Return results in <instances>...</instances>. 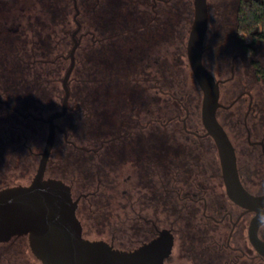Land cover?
<instances>
[{
	"label": "flooded vegetation",
	"instance_id": "flooded-vegetation-1",
	"mask_svg": "<svg viewBox=\"0 0 264 264\" xmlns=\"http://www.w3.org/2000/svg\"><path fill=\"white\" fill-rule=\"evenodd\" d=\"M181 1L71 0L73 7L71 20L74 29L68 30L64 39L68 41L67 44L70 43L69 50L65 52L64 47L62 49L63 54L61 53L58 58L67 63V68L69 67V53L74 38L77 46L73 53V69L67 81L69 95L66 113L69 109L70 99L69 82L74 68L78 66L80 48H86V40L91 41L93 45L91 47L92 52H89V59L94 60L95 58L93 28L95 26L96 5L101 3L105 5V9L109 10L107 21H112L110 29H113L112 26L116 25L117 20L120 19V23L117 24L122 26L121 30L126 40H129V36L132 37L130 40H134L138 35V56L134 64L139 69L136 80L142 84L139 96L142 100L150 99L153 104V113L150 114L153 118L148 119L150 123L143 125L147 130L152 128L153 133L150 135V140L145 141L142 138L144 132H141L138 139L124 141V146L133 149L132 152L137 155L135 157L138 160L136 170L133 168V164L125 163V161L122 172L126 171L127 174L130 171L131 173L124 176L121 181L113 183L116 187V193L120 188V209L125 214L126 221L130 217V213L137 211L139 225L141 230L145 232H143L142 239H139L137 247L151 241L161 230H168L172 235V248L170 255L164 260V264H264V257L259 254L256 244L259 242L264 245V221L257 226L255 234L250 236L249 228L252 220L257 216V212L241 207L227 196L215 145L212 139L205 134L201 120L200 132L188 126L190 115L188 108H184L183 116L174 115V118H177L179 122L174 126L179 128L184 135V139L179 141L183 144L179 151L188 156H183V160L179 162H171L174 166L163 169L161 166V104L162 100H168L171 95V91L167 92L166 89H162L161 83L163 78V82L169 83L168 87L172 89L174 72V64L170 67L169 76L161 69L162 44L170 41L176 43V38L182 39V37L177 36L176 25L169 24L168 28L162 30L161 21L165 16V11L168 12L165 6H170L174 10L173 13H176V6ZM61 2L64 3V0ZM238 2L239 0H234V22L230 23L233 28L230 30V27H225L223 30V32L230 30L231 38H237L241 34L235 27L237 25L235 17ZM132 4L135 5L130 6ZM87 5L89 8L82 10V7ZM82 11L87 16H82ZM129 17L138 18L142 27L130 32ZM86 18L89 19V29L85 26L84 20ZM76 29L78 30L72 38V33ZM5 30L10 31L11 29ZM162 31H164L163 35L161 34ZM255 34L256 32L248 34L251 38L249 43H243L242 38H240L237 42V48L234 49L238 52L230 54L229 41L231 38H226L223 33L222 39H219L220 44L215 49L214 64L217 62L215 70L213 67H204L212 76H217L216 79L213 77L218 82V103L220 106L217 108L215 116L233 148L239 184L252 197L263 199L264 78L258 75V71L260 68H264V40H255ZM206 35L207 31L203 41L202 60L203 56H206L207 48L212 46L210 43H208V47L204 44ZM244 35L242 33V36ZM162 36H164L163 41ZM242 46L248 48L244 49ZM117 47L111 49V56L107 61L109 68L117 65L123 67L129 64L128 59L123 56L124 50ZM127 50L125 53L129 52L130 48ZM176 53L177 50L174 49L175 56ZM256 56L259 58H255ZM208 57L209 55L206 57V64L211 63ZM67 68L64 70L63 76ZM63 76L58 80L62 92L59 110L64 96L61 86ZM0 106L16 113V110L1 100V96ZM34 118L40 119L41 117ZM28 119L41 122L32 118ZM58 120L54 122L57 126L54 140L56 134L61 131L57 124ZM44 125L47 129V125ZM168 126L170 129L172 128V125L168 124ZM147 144H151V148L150 146L146 147ZM27 149L31 155L34 154L32 147H27ZM35 155L40 158V153ZM145 158L151 159V164L149 160L146 163ZM145 164L147 165L145 166ZM64 183L70 187L72 199H78L75 215L80 222L77 209L83 201L88 199L87 197L91 196L92 192L74 195L71 185ZM110 191L113 192V190ZM148 193L153 196L151 206L145 201V196ZM260 210L264 214V204L260 206ZM262 217L264 219V215ZM146 233L149 236L145 237ZM25 240L27 242L26 237H13L7 242H0V259L1 256L5 258L22 256L21 254L24 253L22 244ZM174 251L175 255L173 256Z\"/></svg>",
	"mask_w": 264,
	"mask_h": 264
},
{
	"label": "trees",
	"instance_id": "trees-1",
	"mask_svg": "<svg viewBox=\"0 0 264 264\" xmlns=\"http://www.w3.org/2000/svg\"><path fill=\"white\" fill-rule=\"evenodd\" d=\"M61 1L46 0V3H42L43 18L42 21H38L37 18L32 22L31 39L21 38L28 30L27 27L25 30L17 29L16 32L3 30L4 33L0 36L1 100L21 114L29 113L34 117L46 118L60 108L62 92L57 83L60 73L67 67H64L66 63L58 58L61 53L63 54L62 49L65 47L66 52L70 46V43L67 44L68 41L64 40L69 30L70 2ZM83 8L88 9L89 6L82 7V10ZM105 8L104 4L96 5L93 28L94 60L89 59V52H92L93 47L91 41L86 40V48H80L78 66L74 68L69 82V109L57 121L61 131L56 134L45 172L50 178L70 184L74 195L92 192L91 196L78 207V217L82 218L84 212L96 220L109 221L108 225L113 228L110 238L116 239L115 233L122 232L120 225L126 218L124 214L123 218L119 220L116 218L111 222L112 217L118 216L112 214L116 211L117 196L113 183L120 181L125 161L133 164L135 170L138 161L135 158L136 153L124 146V141L138 139L141 132H144L142 138L145 141L150 140L152 128L147 130L143 125L150 123L148 119L153 118L150 115L153 113V104L150 99L142 100L139 96L142 84L136 80L139 69L134 64L138 56V35L134 40H130L131 36L126 40L121 30L122 26L117 24L120 23V19L112 26L113 29H110L112 21H107L109 10ZM165 9H168V12L165 11L161 21L162 30L168 28L169 24H177V15L173 13V8L166 5ZM83 13L84 11L82 16H87ZM84 21L89 29V19L86 18ZM235 22L237 24L235 27L240 32L248 34L256 32L255 40H264V0H239ZM140 25L138 18L129 17L130 32L141 28ZM163 33L164 31L161 32L162 35ZM163 38L164 36L162 41ZM116 46L124 50L123 56L128 59L129 64L109 68L107 61L111 56V49ZM127 48H130V51L125 53ZM82 51L85 53L82 54ZM162 54L164 55V52ZM178 56L180 58V54ZM161 64L162 71L169 76L170 67L173 65L165 59ZM258 75L264 78V68L259 69ZM163 81L162 78V89L171 91V95L168 100H162L161 104L162 169L174 166L171 162H179L187 155L179 151L183 145L179 141L184 139V135L174 126L179 124L174 117L183 116L181 114H184V108H187L181 100V88L174 80L172 89L168 87L169 83ZM168 124L172 125L171 129ZM44 128L46 126L43 122L24 119L0 106V160L11 159L17 162L34 156L36 153L33 152L31 155L28 152L27 147L31 148L28 141L33 138V131L37 132L36 137L42 141ZM147 146L151 148V144ZM147 160L151 164V159L145 158L146 163ZM0 164L5 165L2 161ZM145 197L146 203L151 206L152 194L148 193ZM120 204L117 206L119 209ZM131 214L132 217H128L127 221L131 220L135 224L137 232L134 239H142L144 230H141L139 225L137 211ZM147 236L149 235L146 233L145 237ZM2 259L3 256L0 259L1 264Z\"/></svg>",
	"mask_w": 264,
	"mask_h": 264
},
{
	"label": "water",
	"instance_id": "water-1",
	"mask_svg": "<svg viewBox=\"0 0 264 264\" xmlns=\"http://www.w3.org/2000/svg\"><path fill=\"white\" fill-rule=\"evenodd\" d=\"M207 25V0H192V19L185 56L202 96L200 120L205 134L215 145L227 196L241 207L257 212L249 228L251 236L264 221V214L260 210L264 198L252 197L239 184L233 148L216 120L215 113L220 106L218 82L202 63ZM77 30L73 31L72 38ZM76 46L77 42L73 38L70 64L61 81L64 92L61 109L45 119L21 115L16 111L24 119L32 118L46 124L47 134L31 182L25 186L0 190V242H7L13 237H26L31 254L40 264H164L172 248V235L168 230H161L151 241L131 251L115 249L104 241L87 240L82 236V228L75 215L78 199H72L70 187L61 180L45 177L57 129L54 122L62 118L67 110V81L73 69ZM256 244L259 254L264 257V245L259 242Z\"/></svg>",
	"mask_w": 264,
	"mask_h": 264
},
{
	"label": "rangeland",
	"instance_id": "rangeland-1",
	"mask_svg": "<svg viewBox=\"0 0 264 264\" xmlns=\"http://www.w3.org/2000/svg\"><path fill=\"white\" fill-rule=\"evenodd\" d=\"M46 0H0V36L4 33L3 30L11 29V32H16L17 29H23L27 27L28 30L21 36V38H30L31 39V28L32 22L38 18V21H42L43 11L41 10L43 7V2ZM70 2V13L68 16V28L69 31L74 29L73 22L71 20L73 15V7L71 0H67ZM46 3V2H45ZM234 0H207V12H208V26H207V35L205 40V45L208 47V43L212 44V48H207L206 56H203V65L210 68L213 67L215 70L217 66V62L214 64L215 59V49L219 46V39H222V34H225L226 38H231L232 33H230L231 28L233 26L230 24L234 22ZM162 7V5H161ZM176 15H177V24H176V32L178 37H182V39L176 38V43L173 41L166 42L162 44V54L161 62L163 63L164 59L169 64H176V70L173 72V80L176 85H179L181 88V100L183 104L189 108L190 115L188 118V126L195 130L201 131L200 124V103H201V92L198 89L189 67L187 65V60L185 57V45L186 39L189 32V27L192 19V0H182L176 6ZM47 17V15L45 14ZM31 26V27H30ZM225 27H230V30L227 32H223ZM30 33V34H29ZM242 36L238 35L237 38H231L229 41L230 44V54H236L238 50H234L237 48V42L240 38H242L243 43L251 42V38L247 33ZM20 36V35H19ZM10 40V38H8ZM174 49L177 50L176 56L174 54ZM69 50V48H68ZM210 50V51H209ZM166 51V52H165ZM180 54V58L179 55ZM209 55L208 59L211 61L210 64H206V57ZM164 57V58H163ZM254 57V56H252ZM259 58V57H255ZM175 59V61H174ZM209 65V66H208ZM64 67H67V63L64 64ZM65 69V68H64ZM62 71L59 75V79L63 76ZM212 73V71L210 70ZM213 74V73H212ZM215 79L216 75H213ZM57 87L60 88V84L57 83ZM61 100V96H60ZM183 115V114H181ZM36 131H33V138L28 141V145L32 147V151L34 153H40L44 146V140L47 134V129L44 128V136L43 140H38L36 137ZM23 158V157H22ZM11 160V159H10ZM0 160L5 165L0 164V189L9 187V186H18V185H28L32 180L35 170L37 168V164L39 161V156L34 155L31 158H26L25 161L18 160L10 161ZM131 172L128 171L127 174ZM126 171L122 172L120 175V181L124 176L127 175ZM46 178L50 176L46 173ZM130 186V185H129ZM120 188L117 192L116 196V209L115 206L112 214L113 216L116 214L118 216L112 217L111 222L115 221L116 218L119 220L123 218L124 213L119 209L118 203H121V199L119 198L121 194H119ZM113 194V193H112ZM119 210V211H118ZM132 217V214H129ZM80 223L82 225V233L85 239L90 241H104L113 246L115 249L119 250H132L136 248L139 244V239L136 238L135 233L137 232L134 228L135 224L133 221H122V225H120L119 233H115L117 236L116 239H111V233L113 228L108 225L109 221L107 220H96L94 217H88L87 214L81 215ZM138 226H136L137 228ZM25 239V238H20ZM21 246V245H20ZM22 256H11L10 258L3 257L2 264H40L30 253L27 242L22 244ZM175 255V251L173 252V256Z\"/></svg>",
	"mask_w": 264,
	"mask_h": 264
}]
</instances>
